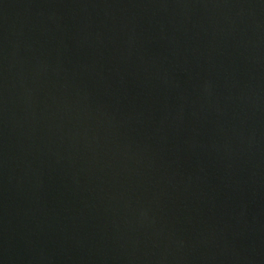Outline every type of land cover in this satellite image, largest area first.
<instances>
[{
  "label": "water",
  "instance_id": "obj_1",
  "mask_svg": "<svg viewBox=\"0 0 264 264\" xmlns=\"http://www.w3.org/2000/svg\"><path fill=\"white\" fill-rule=\"evenodd\" d=\"M0 264H264V0H0Z\"/></svg>",
  "mask_w": 264,
  "mask_h": 264
}]
</instances>
